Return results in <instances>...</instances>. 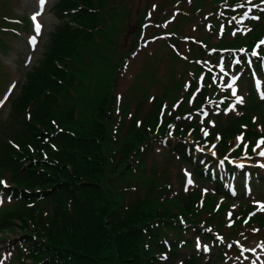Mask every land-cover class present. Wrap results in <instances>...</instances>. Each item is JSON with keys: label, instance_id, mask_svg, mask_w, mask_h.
Wrapping results in <instances>:
<instances>
[{"label": "rangeland", "instance_id": "1", "mask_svg": "<svg viewBox=\"0 0 264 264\" xmlns=\"http://www.w3.org/2000/svg\"><path fill=\"white\" fill-rule=\"evenodd\" d=\"M57 2L45 0L41 8L39 0H0V181H4L0 184V264H22L13 254L22 231L5 224L17 223L21 209L18 202L4 195L7 187L18 183L16 161L11 157L20 146L16 148L13 141H24L28 121L27 115L22 119L23 112L17 109L20 105L15 104L27 75L47 57L55 28L67 23L58 18ZM94 9L103 20L96 22L99 34L91 35L96 45L81 53L88 74L77 75L79 88L69 93L73 98L66 99L67 103L71 101L79 113L88 116L92 102L95 112L106 98L103 107L113 128L108 145L115 151L136 140L147 126L156 134L170 125L168 136L173 138L171 144L140 147L133 173L125 176L136 189L116 197L120 188L115 185V200L135 206L149 197L158 208L156 199L161 197L167 209L183 212L187 218L193 213L200 227L205 223L215 228L224 243H231L232 238L239 243L224 245L220 237L197 236L190 227L165 230L168 238L196 243L203 255L198 264H264V194L259 193L264 185L258 186V181L264 180V167L259 166L264 164L259 155L264 145L256 148L257 140L250 150H244L237 139L240 136L230 129L243 127L237 118L243 114L245 121L250 117L253 131L264 136V45L260 44L264 40V2L97 0ZM253 51L259 60L225 56ZM252 73L259 78L253 80ZM111 95L115 96L113 107ZM237 97H242L243 103H237ZM175 138H183L184 148L198 146L191 151L201 159V166H215L216 175L226 178L224 169H238L240 174L225 182L227 196L217 194L188 163L171 153ZM249 180L253 191L248 189ZM185 204L190 205L189 211ZM181 250L179 260L191 252ZM159 258H163L161 254Z\"/></svg>", "mask_w": 264, "mask_h": 264}, {"label": "trees", "instance_id": "2", "mask_svg": "<svg viewBox=\"0 0 264 264\" xmlns=\"http://www.w3.org/2000/svg\"><path fill=\"white\" fill-rule=\"evenodd\" d=\"M95 3L96 0H58L59 19L67 23L55 28L47 57L27 75L16 97L15 107L19 104L17 109L28 110L30 117L24 141L18 142L20 151L11 157L16 161L14 176L18 183L7 187L4 194L20 204L17 219L21 228L32 229L31 234L20 236L24 247L17 248L16 255L30 264H175L180 240L194 252L195 242L168 239L165 230H183L184 220L199 234L202 230L195 215L187 218L183 212L167 209L161 197L156 199L158 208L149 197L135 206L115 200L136 189L125 176L133 173L140 147L171 143L170 138H162L168 135L166 129L155 135L150 127H143L136 140L115 151L108 145L113 128L103 107L106 98L95 112L92 102L88 116L79 113L71 101L67 103L73 98L69 93L79 88L77 75L88 74L81 53L96 45L91 42L99 21ZM112 86L113 79L111 89ZM241 120L245 121L244 116ZM251 136L256 135L249 131L247 137ZM171 153L193 165L198 176L211 180L210 172L203 175L200 160H194L192 153L184 149L183 138L177 140ZM134 176L131 179L136 182ZM115 185L120 188L116 197ZM184 207L190 210L189 204ZM5 224L14 225L9 221ZM166 239L170 250L165 248ZM158 252L166 253L172 263H161ZM197 261L193 254L181 264Z\"/></svg>", "mask_w": 264, "mask_h": 264}, {"label": "snow or ice", "instance_id": "3", "mask_svg": "<svg viewBox=\"0 0 264 264\" xmlns=\"http://www.w3.org/2000/svg\"><path fill=\"white\" fill-rule=\"evenodd\" d=\"M249 2H251V0H249ZM262 2H264V0H262ZM39 3H40V6H41V8L43 7V5H44V3H45V0H39ZM36 19V16H33V20H35ZM253 19H258V17H253ZM36 28H37V30H39V28H40V25L39 24H37L36 25ZM233 34H235V33H233ZM260 44L261 45H264V40H261L260 41ZM252 55L253 56H256L257 55V53L255 52V51H253L252 52ZM224 71V68L223 67H221V72H223ZM235 81H233V83H234ZM229 87H231V85H229ZM233 95L235 96L236 95V92L235 91H233ZM262 98H264V96H262ZM237 103H243V98L242 97H237ZM233 107H235V106H233ZM205 115H207V113H205ZM205 135H207V132H205ZM237 139L239 140V141H243V139H244V137H243V135H241L240 137H237ZM261 145H264V138H261L258 142H257V145H256V148H259ZM248 146L247 145H245V148H247ZM256 148H253L252 150L253 151H256ZM259 155L261 156V157H264V150H262V151H260L259 152ZM260 167H264V164H261V165H259ZM4 183V181H0V184H3ZM189 183H191V181L189 180Z\"/></svg>", "mask_w": 264, "mask_h": 264}, {"label": "bare ground", "instance_id": "4", "mask_svg": "<svg viewBox=\"0 0 264 264\" xmlns=\"http://www.w3.org/2000/svg\"><path fill=\"white\" fill-rule=\"evenodd\" d=\"M263 251H264V249H263Z\"/></svg>", "mask_w": 264, "mask_h": 264}]
</instances>
